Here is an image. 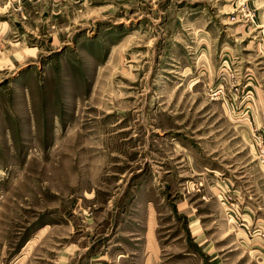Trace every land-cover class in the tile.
<instances>
[{
	"label": "rangeland",
	"instance_id": "374dc122",
	"mask_svg": "<svg viewBox=\"0 0 264 264\" xmlns=\"http://www.w3.org/2000/svg\"><path fill=\"white\" fill-rule=\"evenodd\" d=\"M145 259L264 264V0H0V264Z\"/></svg>",
	"mask_w": 264,
	"mask_h": 264
},
{
	"label": "crops",
	"instance_id": "0c3cea01",
	"mask_svg": "<svg viewBox=\"0 0 264 264\" xmlns=\"http://www.w3.org/2000/svg\"><path fill=\"white\" fill-rule=\"evenodd\" d=\"M145 238H146V245L148 246L147 251H157V243L155 242L153 238V224H150V227L146 224V231H145ZM156 247V248H155ZM152 258V257H151ZM146 264H149L151 259H145Z\"/></svg>",
	"mask_w": 264,
	"mask_h": 264
}]
</instances>
